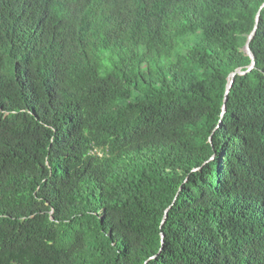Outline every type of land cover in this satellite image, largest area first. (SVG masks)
<instances>
[{"label": "trees", "instance_id": "16d2710c", "mask_svg": "<svg viewBox=\"0 0 264 264\" xmlns=\"http://www.w3.org/2000/svg\"><path fill=\"white\" fill-rule=\"evenodd\" d=\"M263 4L0 0V264H264Z\"/></svg>", "mask_w": 264, "mask_h": 264}, {"label": "water", "instance_id": "95a60500", "mask_svg": "<svg viewBox=\"0 0 264 264\" xmlns=\"http://www.w3.org/2000/svg\"><path fill=\"white\" fill-rule=\"evenodd\" d=\"M264 7V4L262 5V7L260 8V10ZM260 17H261V12L259 11L256 15V19H255V26H254V29L252 31V33L248 36L247 38V42L244 46V52L245 54L251 59L252 63L251 65L248 67V69L246 71H241V70H236L234 71L233 73L230 74L229 76V79H228V83H227V87H226V93H225V101H224V105H223V114L225 113L226 111V102H227V99H228V95L230 93V90L235 82V79L237 76H245L247 75L249 72H251L254 68H255V58L251 52V49H250V44H251V41L254 39L255 35H256V32H257V29H258V26H259V21H260ZM170 208H168L165 212V216L163 218V221H162V225L166 222L167 218H168V211H169ZM162 237H163V234H162Z\"/></svg>", "mask_w": 264, "mask_h": 264}]
</instances>
